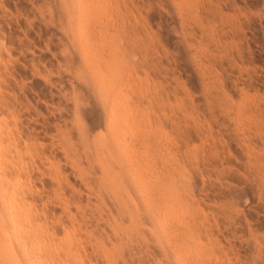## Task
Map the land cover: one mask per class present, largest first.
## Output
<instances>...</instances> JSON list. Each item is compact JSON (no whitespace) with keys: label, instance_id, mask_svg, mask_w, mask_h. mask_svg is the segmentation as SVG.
I'll return each instance as SVG.
<instances>
[{"label":"rangeland","instance_id":"rangeland-1","mask_svg":"<svg viewBox=\"0 0 264 264\" xmlns=\"http://www.w3.org/2000/svg\"><path fill=\"white\" fill-rule=\"evenodd\" d=\"M82 2L90 36L71 0H0V169L8 156L17 216L53 244L44 264H178L185 246L186 264H264V0ZM100 73L118 79L108 106ZM119 115L141 153L117 149L116 171L135 175L103 188L96 143ZM161 179L183 187L166 226L135 188Z\"/></svg>","mask_w":264,"mask_h":264},{"label":"bare ground","instance_id":"bare-ground-1","mask_svg":"<svg viewBox=\"0 0 264 264\" xmlns=\"http://www.w3.org/2000/svg\"><path fill=\"white\" fill-rule=\"evenodd\" d=\"M71 7L74 11H72L73 15H74V19H73V23L75 26L78 27V35L79 36H90L89 33H90V29L91 27L89 26L90 29L88 28H84L83 26H81V20H83V17L85 15V12H84V8L88 5L87 3H84L82 2V0H71ZM87 4V5H86ZM70 7V6H69ZM75 12V13H74ZM64 17V16H63ZM84 22V21H83ZM88 23V22H87ZM84 25V24H83ZM76 27V28H77ZM83 27V28H82ZM94 29V28H93ZM96 30V29H95ZM93 31V30H92ZM94 32V31H93ZM94 34V33H93ZM92 34V35H93ZM91 35V37H92ZM98 36V35H97ZM89 37V38H91ZM95 37V36H94ZM88 39V38H87ZM93 39V38H92ZM85 40V39H84ZM90 40V39H89ZM88 40V41H89ZM98 40V39H97ZM87 41V40H86ZM96 41V40H95ZM82 43V42H81ZM80 43V44H81ZM90 43V42H88ZM92 43V42H91ZM84 44V43H83ZM96 44V43H95ZM102 45V44H101ZM104 45V44H103ZM102 45V46H103ZM107 45V44H106ZM82 46V44H81ZM85 45H83V47H81L80 49H82V55H85L84 57L88 58V56H90V54L94 55L92 56L93 58H95V60L97 58H99L100 60H102L103 56H102V52H103V49H100V47L96 48V49H93V47L91 46V48H86ZM99 46V45H98ZM105 47V46H104ZM109 48V47H108ZM106 49V48H105ZM105 51V50H104ZM107 51V50H106ZM110 52V51H109ZM89 54V55H88ZM106 54V53H104ZM112 56V54H110ZM102 56V58H100ZM105 57L107 56L104 55ZM83 57V56H82ZM91 57V58H92ZM104 57V58H105ZM113 57V56H112ZM111 57V58H112ZM110 58V57H109ZM108 58V60H109ZM89 59V58H88ZM106 59V58H105ZM104 61L106 64H107V61ZM86 60V59H85ZM93 60V59H92ZM94 60V61H95ZM107 60V59H106ZM88 61V60H86ZM94 61H90L89 63L91 62H94ZM85 62V61H84ZM99 62V61H98ZM88 63V62H87ZM100 63V62H99ZM109 63V62H108ZM97 64V62L94 64V66ZM87 65V64H86ZM98 65V64H97ZM100 65V64H99ZM105 65V64H103ZM102 65V66H103ZM110 66V64H108ZM89 66V65H88ZM93 66V64H92ZM91 66V67H92ZM93 66V68H94ZM107 66V65H106ZM108 66V67H109ZM90 67V68H91ZM98 67V66H96ZM92 68V69H93ZM101 68V66H100ZM100 68H98L99 70H101ZM91 69V70H92ZM97 69V68H96ZM96 71V70H95ZM94 71V73H95ZM101 72V71H100ZM96 74H99L96 73ZM95 75V74H94ZM102 74L100 73V77L97 76V78H99V80H97V83L98 81H100L101 79V76ZM107 75V74H106ZM96 76V75H95ZM96 78V77H95ZM96 78V79H97ZM107 78V77H106ZM109 79V78H107ZM118 83V79L117 77L114 79L112 78L111 80H106V81H103V79L101 80L100 82V87H99V91L100 92V95L103 97V100L105 101V103L107 104V106L109 105L108 102L114 98V97H117L119 95V91L116 90L114 88V85ZM98 85V84H97ZM98 90V89H97ZM102 99V98H101ZM103 101V103H104ZM110 107V106H109ZM111 108V107H110ZM109 109V108H108ZM111 110V109H110ZM128 114L129 112L126 111L125 114ZM134 113V111H133ZM124 115V114H123ZM114 116V115H113ZM126 116V115H125ZM115 117V116H114ZM110 118V126L112 125L113 126V130H114V133L107 137V138H99L98 142L99 143H96L98 144V146L96 147V151H95V154H96V157L98 159V163L100 164V167H101V170L103 172V177L102 179L100 180V185L103 186H108V185H115L116 189H117V184L118 183V180L122 175H121V171L119 170H122L123 169L125 170V167H130V169L133 170L132 172V175H135V168L134 166L129 162V164H125L123 166V169L122 168H119L117 171L116 169L119 167L116 165V162L118 161V157H117V153H116V150L119 149L121 152H122V155H123V159H126V158H132L137 157V151L136 150H129L128 147H127V137H126V131H127V117H121V115H119L118 118ZM130 121V120H129ZM129 128V127H128ZM87 134V133H86ZM91 135V134H90ZM88 141V140H87ZM30 145V144H29ZM27 149V148H26ZM146 149V150H145ZM145 149L143 152L146 153V151L149 149L148 146H145ZM151 149V148H150ZM34 151V150H33ZM29 152V150H28ZM148 152V151H147ZM162 152V151H160ZM7 153V152H6ZM92 153V152H91ZM141 153V152H140ZM138 153V154H140ZM144 154V153H143ZM161 154V153H160ZM163 154V153H162ZM161 154V155H162ZM19 155V154H18ZM16 155V156H18ZM130 155V157H129ZM11 156V154H10ZM15 156V157H16ZM5 157V156H3ZM14 157V155L12 156ZM159 157V156H158ZM8 156H6V160L5 162L3 163V168L0 169V264H42V260L45 258V255L47 254V251L50 250L51 248V245L53 244H49V242H45V240H43V233L41 234V230L40 228L41 227H34L32 226V224L27 223L25 220H21L20 217L17 216L16 214V208L15 206L13 205V202L15 200V193L11 190L12 189V180L11 178L9 177V171L8 170H11L10 168V164H9V161H8ZM13 159V158H12ZM164 159V158H163ZM168 159V158H167ZM20 160V159H19ZM25 160V159H24ZM3 161H4V158H3ZM12 161V160H11ZM129 161V160H128ZM8 162V164H7ZM168 163V162H167ZM14 164V163H12ZM11 164V165H12ZM157 164V163H156ZM9 165V166H8ZM23 165V164H22ZM1 167V166H0ZM163 169H165L166 167L164 166V163H163ZM151 168V167H150ZM160 169V168H158ZM13 170V169H12ZM7 171V172H6ZM160 171V170H159ZM163 171V170H162ZM11 172V171H10ZM154 172V171H153ZM134 177V176H133ZM115 179V180H114ZM123 179V178H121ZM120 179V181H121ZM135 179V177L133 178ZM31 180V179H30ZM27 181V180H26ZM30 182V181H29ZM122 183V182H121ZM120 183V184H121ZM31 184V183H30ZM108 184V185H106ZM126 184V183H125ZM145 184V185H144ZM136 183L135 182V188H136V192L138 194V202L141 203V206L144 207L146 210V212L148 213V216L150 217L152 223L154 225H157V224H160L162 219V222L164 223V226H166V221H167V218L170 216L169 214L171 213V210L174 211L176 210L175 207H174V210H173V206L174 204H179L181 203L183 200L181 199V195H182V192H181V188L183 189L182 185L181 184H177V183H171V182H168L166 180H158L157 181V184L156 185H153L150 184L146 185V182L145 183ZM28 187V186H27ZM30 187V186H29ZM121 187V186H120ZM120 189V192H118L119 190H116V192H114L113 196L115 197L114 199L116 200V202L118 204H121L123 205L124 207H128L127 205H129L126 201L127 200H132V203H135V200H134V197H133V194L131 193V189H129L128 187L124 186V187H121ZM30 188H33V187H30ZM112 188V187H111ZM28 188H26L27 190ZM26 190H23V191H26ZM133 191H135V189H133ZM132 191V192H133ZM27 192V193H26ZM25 193L24 192H21V193H18L21 197V201H22V204H26L28 201L27 199V194L28 193V190L26 191ZM92 193V192H91ZM102 193V192H101ZM122 193L125 195L124 198L126 200L123 199L122 197ZM135 193V192H134ZM33 194V193H32ZM136 194V193H135ZM31 196V194H30ZM33 196V195H32ZM137 197V195H134ZM14 198V199H13ZM29 198V197H28ZM37 198V196H36ZM42 198V197H41ZM19 199V198H18ZM20 201V200H19ZM30 201V200H29ZM46 201V200H45ZM102 201V200H101ZM18 202V201H17ZM15 203V202H14ZM130 203V204H132ZM16 204V203H15ZM28 204V203H27ZM26 204V205H27ZM32 204V203H31ZM25 205V206H26ZM17 206H19L17 204ZM113 206V205H112ZM135 206V209L131 211L130 214H133L134 212H137V214H139V208H141L139 206L136 207V203L131 206L134 208ZM27 207V206H26ZM32 207V206H31ZM119 207L122 208V206L119 205ZM177 207V206H176ZM22 208V207H21ZM20 208V209H21ZM34 208V207H33ZM113 208V207H112ZM130 208V207H129ZM19 209V210H20ZM27 209V208H26ZM123 209V208H122ZM22 210V209H21ZM125 211H128L125 210ZM24 212V211H23ZM133 212V213H132ZM175 212V211H174ZM26 213V211H25ZM122 213V212H120ZM129 213V212H128ZM144 213V212H143ZM145 213V214H147ZM173 213V212H172ZM171 213V214H172ZM123 214V213H122ZM19 215V213H18ZM107 215V214H106ZM143 215V214H142ZM133 216V215H132ZM131 216V217H132ZM141 216V215H140ZM126 217V216H125ZM136 217V216H134ZM133 217V218H134ZM171 217V216H170ZM22 218V217H21ZM71 218V217H70ZM127 218V217H126ZM132 218V219H133ZM47 219V218H46ZM142 219V218H141ZM148 219V220H150ZM73 220V219H72ZM136 219H134L135 221ZM143 220V219H142ZM171 220V219H170ZM76 221V220H74ZM115 221V220H114ZM129 221V220H128ZM160 221V223H159ZM118 222V221H117ZM71 223V222H70ZM151 223V224H152ZM162 223V224H163ZM78 224V223H77ZM118 224V223H117ZM144 224V222H143ZM47 225V224H46ZM98 225V224H97ZM161 225V224H160ZM74 226V225H73ZM119 226V225H118ZM123 226V225H122ZM78 227V226H77ZM161 227V226H160ZM115 228V226H114ZM126 228V227H125ZM159 228V226H158ZM162 229L165 227H161ZM167 228V227H166ZM42 229V228H41ZM79 229V228H78ZM116 229V228H115ZM119 229V228H118ZM65 230V229H64ZM68 230V229H67ZM73 230V229H72ZM71 230V231H72ZM81 230V229H79ZM130 230V229H129ZM41 231V232H40ZM101 231V229H100ZM123 231V230H122ZM125 231V230H124ZM136 231V230H135ZM138 231V230H137ZM165 231V230H164ZM79 232V231H78ZM167 232V231H166ZM131 233V232H130ZM133 233V232H132ZM168 233V232H167ZM170 233V232H169ZM71 234V232H70ZM74 234V233H73ZM128 234V233H127ZM166 234V233H165ZM140 235V234H139ZM149 235V234H148ZM167 235V234H166ZM174 235V234H173ZM118 236V234H117ZM124 236V235H123ZM121 237V236H120ZM139 237V236H138ZM141 237V235H140ZM139 237V238H140ZM171 237V236H170ZM149 238V237H148ZM118 239V238H117ZM122 238H120L121 240ZM128 239V238H127ZM130 239V238H129ZM141 239L143 240V238L141 237ZM140 239V240H141ZM173 239V238H172ZM73 240V239H71ZM136 240V239H135ZM78 241V240H77ZM100 241V240H99ZM125 241V240H124ZM130 241V240H129ZM66 242V241H65ZM117 242V241H116ZM131 242V241H130ZM143 242V241H142ZM180 242V241H179ZM184 242V240H183ZM70 243V242H69ZM161 243V242H160ZM173 243V242H172ZM185 243V242H184ZM71 244V243H70ZM98 244V243H97ZM125 244V243H123ZM122 244V245H123ZM157 244V243H156ZM155 244V245H156ZM168 244V243H167ZM177 244V243H176ZM180 243H178L179 245ZM68 245V244H67ZM72 245V244H71ZM71 245H68L69 248L67 249H71ZM101 245V244H100ZM172 245V244H171ZM188 245V244H187ZM50 246V247H49ZM64 246V245H63ZM66 246V245H65ZM71 246V247H70ZM77 246V245H76ZM182 246V245H181ZM75 247V246H74ZM120 247V246H119ZM173 247V246H171ZM183 247V246H182ZM186 247V246H185ZM184 247V248H185ZM77 248H79L77 246ZM121 248V247H120ZM125 248V247H124ZM178 250L176 251L175 250V253L173 254V257L175 259V261L177 262L178 261V264H186L184 263V259H183V249L184 248H179L177 247ZM49 249V250H48ZM118 249V248H117ZM187 249V248H186ZM185 249V250H186ZM191 249V248H190ZM104 251V250H102ZM68 252V251H67ZM70 252V251H69ZM72 252V251H71ZM118 252V251H117ZM185 252V251H184ZM119 253V252H118ZM49 254V253H48ZM99 254V253H98ZM109 254V253H108ZM163 254V253H162ZM120 255V254H119ZM118 255V256H119ZM160 255V254H159ZM77 256V255H76ZM123 256V255H122ZM163 256V255H162ZM74 257V256H73ZM113 257V256H112ZM182 258V259H181ZM48 259V258H47ZM45 259V260H47ZM50 259V258H49ZM48 259V261H50ZM169 259V258H168ZM47 261V262H48ZM115 261V260H114ZM133 261V260H132ZM164 261V260H163ZM103 262V261H102ZM123 262V261H122ZM125 262V261H124ZM45 263V261L43 260V264ZM77 263V262H75ZM159 263V262H158ZM127 264V263H125ZM138 264V263H137ZM157 264V263H156Z\"/></svg>","mask_w":264,"mask_h":264}]
</instances>
